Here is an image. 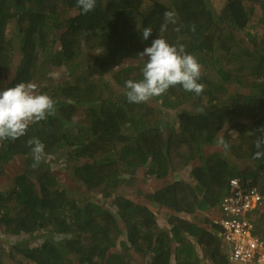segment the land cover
<instances>
[{
    "label": "trees",
    "instance_id": "obj_1",
    "mask_svg": "<svg viewBox=\"0 0 264 264\" xmlns=\"http://www.w3.org/2000/svg\"><path fill=\"white\" fill-rule=\"evenodd\" d=\"M210 2L97 0L83 14L76 0H0V91L35 85L48 68L69 74L42 88L56 101L55 116L0 142V176L13 171L12 187L0 189V237L16 239L9 248L0 245V264H203L204 256L227 264L229 247L212 219L231 180L251 179L264 195V159L253 158L252 134L264 127V0H226L219 11ZM168 10L178 23L161 33ZM10 25L18 43L8 36ZM249 29L262 31L252 45L233 35L251 37ZM160 35L184 44L202 69L216 64L225 83L201 72L200 96L177 86L129 104L125 81L142 78L143 64L133 63H144L138 54ZM42 54L47 58L39 65ZM82 57L97 71H113L112 81L93 80L94 70L78 63ZM231 83L248 93L231 95ZM218 136L228 141L227 153L212 146ZM33 137L45 144V160L35 173L15 172L19 160L32 159L26 141ZM138 172L156 188L129 191L124 177Z\"/></svg>",
    "mask_w": 264,
    "mask_h": 264
},
{
    "label": "clouds",
    "instance_id": "obj_2",
    "mask_svg": "<svg viewBox=\"0 0 264 264\" xmlns=\"http://www.w3.org/2000/svg\"><path fill=\"white\" fill-rule=\"evenodd\" d=\"M76 3L83 14H88L95 9L97 0H76ZM163 20L161 33L167 31L170 24L177 25V13L175 10L165 11ZM173 30L180 32L181 26L174 27ZM195 30V25H191V31L194 33ZM152 32L151 26L144 28L142 38L148 40ZM138 57L139 61L144 62L142 78L138 81L131 79L125 81V95L129 104L147 103L177 86L196 96L204 92L205 85L199 82L202 65L194 54L186 51L184 44L179 42L170 44L160 35L152 41L151 46L140 52ZM56 111V101L48 94L37 93L31 82L16 83L14 87L0 91V142L15 141L24 137L30 125L55 116ZM197 111L203 112V109ZM252 134L256 136L253 145L257 149L253 158L264 159V127L259 129L258 133ZM26 143L31 150L32 167L36 168L45 160L46 146L35 137L28 139ZM216 143L225 153L228 152L230 145L227 140L220 137Z\"/></svg>",
    "mask_w": 264,
    "mask_h": 264
},
{
    "label": "built area",
    "instance_id": "obj_3",
    "mask_svg": "<svg viewBox=\"0 0 264 264\" xmlns=\"http://www.w3.org/2000/svg\"><path fill=\"white\" fill-rule=\"evenodd\" d=\"M212 225L229 247L227 264H264V195L251 179L231 180ZM203 258V264H215Z\"/></svg>",
    "mask_w": 264,
    "mask_h": 264
},
{
    "label": "rangeland",
    "instance_id": "obj_4",
    "mask_svg": "<svg viewBox=\"0 0 264 264\" xmlns=\"http://www.w3.org/2000/svg\"><path fill=\"white\" fill-rule=\"evenodd\" d=\"M225 2H226V0H211L210 4L212 5V7L214 9L219 11V10L222 9V6L225 5ZM8 32H9L8 36L13 41L18 43L19 38L16 35L17 34V30H16L15 25H10ZM249 32L251 33V37L245 35V33H235L233 35H234V37L237 36V38H242L243 41L246 44H249V45H252L251 39H254V40L257 41L262 36V31L261 30L249 29ZM14 52H15V54H14L15 56L14 57L16 58V60L14 61V64H13V70L10 72L11 75L15 74V71H16V68H17V65H18V59H20V54L18 53L19 52L18 51V46L14 48ZM46 58H47V56L45 54L44 55L42 54L40 56V58H39V65H41L45 61ZM78 63L80 64V67L83 66L86 70H89V72H92L94 70L93 75H92L93 80H95L97 82H99L102 79H104L106 81H112L113 71L112 72H108V73H103V72L97 71L96 67L93 65V62L92 61L91 62H87V58H85V57H82L80 59V61H78ZM130 64H132V63H130V62L126 63V65H130ZM133 64L142 65L143 63L137 64V62H135ZM48 66H51V65L48 64ZM215 66L217 67L216 64H215ZM215 66L209 68V70L202 69V73L205 75V77H208L210 80H212V81H214L216 83H219V84H221L222 82L225 83L222 80V77L219 74V72L216 70ZM72 68H74V66H72ZM6 75L4 77L5 81L7 80L6 79ZM68 78H69V74L67 73L66 69L61 68V69H57V70H55V69L52 70L51 68H48V73L46 74V76L44 78L40 79L34 85L35 91L37 93L41 94L42 93V88H44L46 86H48V87L57 86V85L63 83V81L68 79ZM228 85L229 86L227 87V89H229L231 95H243L245 93H248V91L246 89L240 87L238 85V83H231V84H228ZM218 138H220V137L219 136L216 137V139L214 140V143H213L212 146L217 145L216 141H217ZM212 146L209 147L210 152L212 150H215V149L212 148ZM221 148L222 147L218 146L215 151H221ZM206 152L210 153L208 151H206ZM206 152H204L205 155H207ZM20 158L21 157H17L16 160H18ZM31 160L32 159H30V158L26 159L25 161H20L19 160V162L16 163L13 166L12 170H14L15 172H19V171L24 172L26 170H29V171L32 170V173H35L37 171L36 170L37 167L36 168L31 167V169H28ZM53 166L56 167L57 176L66 175L65 178H63V181L65 183H69L71 179L68 176L67 171L66 170H64V171L63 170H59L60 164H58V163H54ZM241 168L248 169V166L245 165V166H242ZM8 170H9L10 173L13 172V171H11V168H8ZM10 173H8L6 175H3V176H0V189L1 190L2 189L4 190L6 188L8 189V188L12 187L13 179H12V176H11ZM124 178L127 179V181L131 182V185L127 186L129 191L138 188L137 186H139L141 188H145V189H149V190L152 189L153 190V189L156 188V185H157V182H154V180H149V182H147L146 178L143 176L142 172H138L137 174H133V175L132 174H127ZM162 184L164 185V182H162ZM125 186L126 185H124V187ZM99 195H100V190L96 191V192H91L89 197H98ZM168 217L169 216L164 217L165 220H168ZM15 241H16V239L14 237H12V236L3 235V236L0 237V245L2 247H5V248H9L11 246V244L14 243ZM130 255H131V257L133 256V258H134V260L136 262H140L141 259H142V256L139 253H135V252L132 251L130 253Z\"/></svg>",
    "mask_w": 264,
    "mask_h": 264
}]
</instances>
